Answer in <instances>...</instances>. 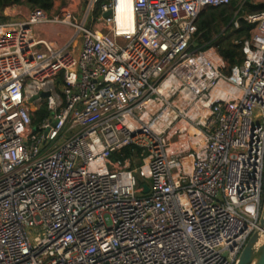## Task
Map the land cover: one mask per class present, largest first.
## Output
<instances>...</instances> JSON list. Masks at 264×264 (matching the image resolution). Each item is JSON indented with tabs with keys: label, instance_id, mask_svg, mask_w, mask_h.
Segmentation results:
<instances>
[{
	"label": "built area",
	"instance_id": "2783aa9c",
	"mask_svg": "<svg viewBox=\"0 0 264 264\" xmlns=\"http://www.w3.org/2000/svg\"><path fill=\"white\" fill-rule=\"evenodd\" d=\"M234 1L0 13V264L238 262L262 218L264 8L234 64L197 29Z\"/></svg>",
	"mask_w": 264,
	"mask_h": 264
},
{
	"label": "trees",
	"instance_id": "16d2710c",
	"mask_svg": "<svg viewBox=\"0 0 264 264\" xmlns=\"http://www.w3.org/2000/svg\"><path fill=\"white\" fill-rule=\"evenodd\" d=\"M106 1L107 0H100V3ZM11 4H25L31 9L38 8L48 12L52 9L53 0H0V10ZM232 5L236 7L237 1L225 7H208L200 14L197 21L198 32H201L200 42H210L213 40L214 33H218L216 27L217 22L220 21L225 25L229 23L232 16L231 14H227L226 9ZM244 6H246L250 12H257L264 8V4H253L250 0H247ZM238 21L240 26L236 29L237 36L248 37L251 24L244 20V18H239ZM218 51L230 64H234L236 61L240 62L243 58L240 46L238 44H233L228 38H226L225 41H219ZM43 113L44 108L39 109L36 112V118L37 116L40 117ZM126 152L129 154V149H126Z\"/></svg>",
	"mask_w": 264,
	"mask_h": 264
},
{
	"label": "crops",
	"instance_id": "0c3cea01",
	"mask_svg": "<svg viewBox=\"0 0 264 264\" xmlns=\"http://www.w3.org/2000/svg\"><path fill=\"white\" fill-rule=\"evenodd\" d=\"M78 1V0H77ZM73 6H77L78 3L76 1L71 2ZM56 1L53 0V6L50 11L47 13L55 15L59 13V10L63 6L61 5L60 9L55 5ZM78 7V6H77ZM32 9L19 4H11L9 6L4 7L0 10L3 19L11 20V19H25L29 12ZM46 12V11H45ZM34 34L40 38H45L56 42L57 44H61L65 41V39L69 36L68 30L63 25H46L41 24L34 27Z\"/></svg>",
	"mask_w": 264,
	"mask_h": 264
},
{
	"label": "rangeland",
	"instance_id": "374dc122",
	"mask_svg": "<svg viewBox=\"0 0 264 264\" xmlns=\"http://www.w3.org/2000/svg\"><path fill=\"white\" fill-rule=\"evenodd\" d=\"M56 1V6H57V8L58 9H60V7H61V5L63 4V3H67V2H72V1H76V3H78V8H79V12H80V14H82V11H80V9L82 8V7H84V1L85 0H55ZM258 3H260V4H264V0H259L258 1ZM25 5V4H24ZM25 6H27V5H25ZM27 7H29V6H27ZM30 8V7H29ZM226 11H227V14H231V16L232 17H234L235 15H236V19L237 20H239V18H244L247 14H249V13H251L250 11H249V9H247V7L246 6H242V7H240V5H236V7L235 6H230V7H228L227 9H226ZM47 13V12H46ZM49 16L50 15H52V14H49V13H47ZM97 15H99V13H97ZM232 19V18H231ZM230 19V20H231ZM245 20V19H244ZM230 22V21H229ZM229 23H227L226 25L225 24H222L220 21L219 22H217V24H216V27H217V29H218V33L217 32H215L214 33V37L215 36H218L219 38V41H225V39L226 38H228L229 39V41H231L233 44H235V40H239V39H242V38H245V37H243V36H241V37H238L237 36V34H236V29L240 26V23H239V21H238V25H237V27L234 25V23L233 24H229ZM220 33V34H219ZM219 34V35H218ZM263 191H264V188H263ZM263 215H264V193H263V195H262V217H263ZM258 231V230H257ZM263 236V235H262ZM264 237V236H263Z\"/></svg>",
	"mask_w": 264,
	"mask_h": 264
},
{
	"label": "water",
	"instance_id": "95a60500",
	"mask_svg": "<svg viewBox=\"0 0 264 264\" xmlns=\"http://www.w3.org/2000/svg\"><path fill=\"white\" fill-rule=\"evenodd\" d=\"M110 11L104 13V16L110 15ZM47 95V94H46ZM147 190V186L145 187ZM264 226V215L260 220V227ZM260 230L255 231L248 241L246 242L244 248L242 249L239 260L236 264H264V241L257 251L254 250V245L259 238Z\"/></svg>",
	"mask_w": 264,
	"mask_h": 264
},
{
	"label": "bare ground",
	"instance_id": "6f19581e",
	"mask_svg": "<svg viewBox=\"0 0 264 264\" xmlns=\"http://www.w3.org/2000/svg\"><path fill=\"white\" fill-rule=\"evenodd\" d=\"M121 6H123L122 5V0H118V7H121ZM127 9L130 11L131 10V3L130 2H128V4H127ZM131 16H132V14H129V13H127V14H124L122 17L124 18H131ZM260 234H259V238H258V240H257V242L255 243V245H254V250L255 251H257L258 250V248L261 246V244L263 243V241H264V226L263 227H260ZM263 235V236H262Z\"/></svg>",
	"mask_w": 264,
	"mask_h": 264
}]
</instances>
